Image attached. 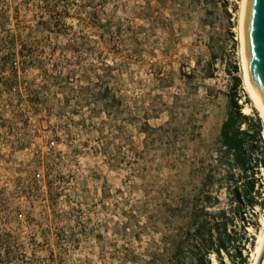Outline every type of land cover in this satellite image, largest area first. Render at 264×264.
Masks as SVG:
<instances>
[{
  "label": "rangeland",
  "instance_id": "374dc122",
  "mask_svg": "<svg viewBox=\"0 0 264 264\" xmlns=\"http://www.w3.org/2000/svg\"><path fill=\"white\" fill-rule=\"evenodd\" d=\"M240 2L0 0V264H165L181 243L189 262L216 211L253 262L264 207L237 213L219 142L235 92L262 202Z\"/></svg>",
  "mask_w": 264,
  "mask_h": 264
},
{
  "label": "trees",
  "instance_id": "16d2710c",
  "mask_svg": "<svg viewBox=\"0 0 264 264\" xmlns=\"http://www.w3.org/2000/svg\"><path fill=\"white\" fill-rule=\"evenodd\" d=\"M240 85V79L236 78L232 87V90H236ZM254 110V109H253ZM255 125H253L254 133L251 139H260L261 132L263 131V123L259 114L254 110ZM248 117L241 113V108L236 101L235 92L229 101V107L226 120L223 122L220 130V145L224 149V153L229 154L232 157L231 167L238 169L241 172L240 180L244 183L242 189L235 186L233 200L237 201L239 207H236L237 213L242 206L244 198L248 200L249 207H253L255 204L260 207H264V200L258 202L254 194L256 193V181L254 179L255 168L250 166L251 157L248 151L245 149V134L240 130V125ZM263 165H264V153ZM262 164V163H261ZM257 168V167H256ZM240 181V182H241ZM205 203L210 206H214L218 203V199L212 198L210 195L205 198ZM238 206V205H237ZM205 212L204 210L202 211ZM234 214V213H233ZM235 215V214H234ZM212 221H206L205 223L199 222V219L192 218L189 229L186 233V243L189 246L190 252L194 251V246L198 242L203 244V253L196 254L191 260L185 261L182 258L181 251L184 243L177 246L173 256L165 264H211V256H215L218 264H223V253L229 259L232 264H246L247 257L243 255L245 250L244 245H240L237 242L234 235L229 233V224H233V219L227 216L225 211H216L209 214ZM242 220L243 217H240ZM243 244V243H242ZM196 248V247H195ZM231 249L236 250L235 255L231 253ZM201 250V249H200Z\"/></svg>",
  "mask_w": 264,
  "mask_h": 264
},
{
  "label": "water",
  "instance_id": "95a60500",
  "mask_svg": "<svg viewBox=\"0 0 264 264\" xmlns=\"http://www.w3.org/2000/svg\"><path fill=\"white\" fill-rule=\"evenodd\" d=\"M242 46L248 79L264 112V0H245ZM257 264H264V244Z\"/></svg>",
  "mask_w": 264,
  "mask_h": 264
},
{
  "label": "bare ground",
  "instance_id": "6f19581e",
  "mask_svg": "<svg viewBox=\"0 0 264 264\" xmlns=\"http://www.w3.org/2000/svg\"><path fill=\"white\" fill-rule=\"evenodd\" d=\"M244 4H245V0H241V2H240L239 29H240L241 51H242L243 66H244V83H245V86H246L247 91L249 93V97L252 100L255 108L259 112V114H260V116H261V118L263 120V123H264V112L261 109V107L259 106V104H258V102H257V100H256V98L254 96V93L252 91V88H251V85H250V82H249V79H248L246 65H245V58H244V52H243V46H242V19H243ZM261 226H262V231H261V233L258 236L256 247H255V251L252 254L253 262L251 264H257L259 256H260V253H261V250H262V247H263V244H264V217L262 219ZM213 264H217V262L214 261Z\"/></svg>",
  "mask_w": 264,
  "mask_h": 264
}]
</instances>
